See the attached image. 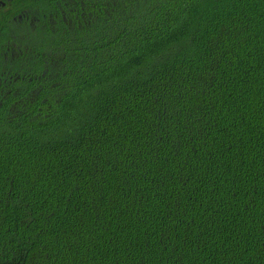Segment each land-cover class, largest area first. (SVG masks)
<instances>
[{"label": "trees", "instance_id": "trees-1", "mask_svg": "<svg viewBox=\"0 0 264 264\" xmlns=\"http://www.w3.org/2000/svg\"><path fill=\"white\" fill-rule=\"evenodd\" d=\"M98 2L0 114V264H264V0Z\"/></svg>", "mask_w": 264, "mask_h": 264}, {"label": "flooded vegetation", "instance_id": "flooded-vegetation-1", "mask_svg": "<svg viewBox=\"0 0 264 264\" xmlns=\"http://www.w3.org/2000/svg\"><path fill=\"white\" fill-rule=\"evenodd\" d=\"M102 9L107 12L98 0H0V114L15 116L17 106L37 101L39 80L54 64L51 46L96 20Z\"/></svg>", "mask_w": 264, "mask_h": 264}]
</instances>
